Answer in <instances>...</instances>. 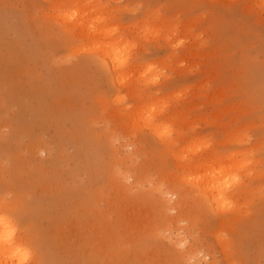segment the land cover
Here are the masks:
<instances>
[{
    "label": "rangeland",
    "instance_id": "rangeland-1",
    "mask_svg": "<svg viewBox=\"0 0 264 264\" xmlns=\"http://www.w3.org/2000/svg\"><path fill=\"white\" fill-rule=\"evenodd\" d=\"M79 2L80 15L98 4L100 27L141 57L119 102L89 54L66 52L79 41L50 0H0V194L17 204L31 263L190 264L192 247L194 264H264V0ZM141 113L165 116L171 154L134 128ZM177 152L200 161L197 174L241 164L240 209L208 211L178 179L188 159ZM110 158L122 188L101 177Z\"/></svg>",
    "mask_w": 264,
    "mask_h": 264
},
{
    "label": "bare ground",
    "instance_id": "bare-ground-1",
    "mask_svg": "<svg viewBox=\"0 0 264 264\" xmlns=\"http://www.w3.org/2000/svg\"><path fill=\"white\" fill-rule=\"evenodd\" d=\"M50 2L52 3L50 6V15L61 27L63 34L67 39L73 38L79 41L77 45L73 42L66 43V52L70 53L71 51V53H78L84 51V53L89 54L92 60H87L86 63L90 64L92 62L97 66V72L101 75L104 84L111 89L113 88L115 101L119 102L121 100L122 90L124 92H134L133 90L136 88V81L139 74V60L141 58L137 51L135 52L133 48L130 49V46H134L135 43L128 42L124 35H116L108 24L100 27L97 23V21L100 20L97 16L99 13L98 9H101L98 4L94 5V7L90 6L93 12L96 13L94 15H96L97 19L90 27H87V16L92 15L93 12L80 15V12L75 9L80 5L79 0H50ZM102 20H106V18H102ZM115 27L114 30H116ZM85 36L92 41L87 43L86 40L83 39ZM122 115L125 116L123 113ZM141 116V120L135 121L134 128H142L140 125H144V128H146L155 139L161 142L165 153L171 154L174 151L173 148L177 140L171 139L170 130L166 127H162L165 124L162 123L165 120V116L162 115L161 119H157L154 114L143 116L141 113ZM150 116H152V118ZM94 140L100 147H103L104 141L100 136H94ZM174 157L178 160L189 158L178 152L174 153ZM110 160L111 158L104 163L103 168L99 169V171L102 172L101 177H105V180L108 179L113 181L118 185V188H122L119 183L123 181L125 175ZM181 163L184 164L181 170L184 169L185 171H181L182 173L178 175V179L182 181L181 183L188 185L189 188L194 189V191L200 195V203L206 207L208 211L222 214L232 210L236 212L240 209V205H238L235 196H239L240 192H242V181L238 175V172L242 169L241 164L236 166L234 163L224 160L222 165H214L213 168L206 169L207 172L205 174H197L191 171V168H200L202 165L200 161L188 159L186 162ZM93 170H95L94 167ZM96 171L99 172L98 170ZM133 177H135V175H133ZM135 181L140 185L138 180ZM151 190L154 192H161V189L158 187H153ZM166 192H171L176 196L179 193L177 190ZM1 197L2 195L0 194V264H30L35 260L33 257L36 251L35 253L32 251L30 238L24 232L26 226L23 220L19 218L20 213L17 210V204L14 203V205L12 202L10 203L5 198L2 199ZM162 201L165 206V202H168L169 199L165 201L164 198H162ZM159 229H156L155 232L157 233ZM216 238L218 241L221 239L219 234L216 235ZM170 242L173 246L187 244L185 239L172 241L171 237ZM225 247L226 246L223 248ZM182 255L183 259L189 261L190 264H194L197 253L192 251V247H189L188 249L184 248ZM175 260L177 261V257H175V259L173 257L174 263ZM36 264H45V262L42 260L36 262Z\"/></svg>",
    "mask_w": 264,
    "mask_h": 264
}]
</instances>
